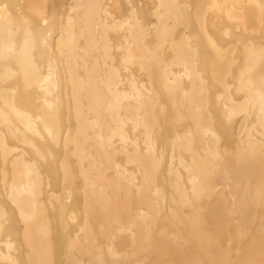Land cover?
<instances>
[{
  "label": "bare ground",
  "instance_id": "obj_1",
  "mask_svg": "<svg viewBox=\"0 0 264 264\" xmlns=\"http://www.w3.org/2000/svg\"><path fill=\"white\" fill-rule=\"evenodd\" d=\"M262 80L264 0H0V264L258 262Z\"/></svg>",
  "mask_w": 264,
  "mask_h": 264
},
{
  "label": "snow or ice",
  "instance_id": "obj_2",
  "mask_svg": "<svg viewBox=\"0 0 264 264\" xmlns=\"http://www.w3.org/2000/svg\"><path fill=\"white\" fill-rule=\"evenodd\" d=\"M129 8H134V5L129 4ZM44 23L47 24V20H45ZM261 88L264 89V80L261 81ZM261 100H262V105H264V96L261 97ZM247 264H264V254H262L261 259L258 262L255 260H251L248 261Z\"/></svg>",
  "mask_w": 264,
  "mask_h": 264
}]
</instances>
